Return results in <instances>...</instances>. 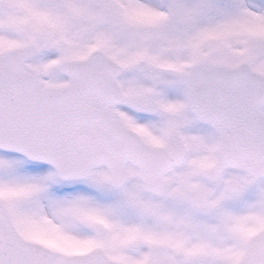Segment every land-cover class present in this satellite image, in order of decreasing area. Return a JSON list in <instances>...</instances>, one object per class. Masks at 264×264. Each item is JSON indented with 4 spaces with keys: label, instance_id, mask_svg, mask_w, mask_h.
<instances>
[{
    "label": "snow or ice",
    "instance_id": "1",
    "mask_svg": "<svg viewBox=\"0 0 264 264\" xmlns=\"http://www.w3.org/2000/svg\"><path fill=\"white\" fill-rule=\"evenodd\" d=\"M0 264H264V0H0Z\"/></svg>",
    "mask_w": 264,
    "mask_h": 264
}]
</instances>
